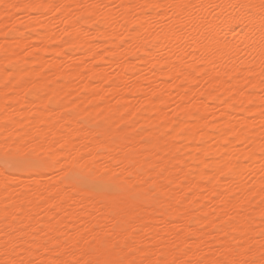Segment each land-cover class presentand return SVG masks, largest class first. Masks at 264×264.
I'll list each match as a JSON object with an SVG mask.
<instances>
[{"label": "bare ground", "instance_id": "bare-ground-1", "mask_svg": "<svg viewBox=\"0 0 264 264\" xmlns=\"http://www.w3.org/2000/svg\"><path fill=\"white\" fill-rule=\"evenodd\" d=\"M260 3L2 0L0 264H264Z\"/></svg>", "mask_w": 264, "mask_h": 264}, {"label": "rangeland", "instance_id": "rangeland-1", "mask_svg": "<svg viewBox=\"0 0 264 264\" xmlns=\"http://www.w3.org/2000/svg\"><path fill=\"white\" fill-rule=\"evenodd\" d=\"M21 157V160H14L9 157H4L3 155H0V163L8 174L19 173L21 171H24L25 168L32 163L27 153L21 154Z\"/></svg>", "mask_w": 264, "mask_h": 264}, {"label": "snow or ice", "instance_id": "snow-or-ice-1", "mask_svg": "<svg viewBox=\"0 0 264 264\" xmlns=\"http://www.w3.org/2000/svg\"><path fill=\"white\" fill-rule=\"evenodd\" d=\"M0 3H2V0H0ZM2 7L5 9V14L7 15V10L9 8H19V5H9V4H2ZM52 9H56L59 6L58 5H51L50 6ZM152 7H160V5H152ZM171 7V6H168ZM259 9L261 12L262 18H264V0H261V3L259 5ZM23 264V262H21ZM77 264H81V262H77ZM83 264H120V262H115V261H92V260H85L83 261ZM221 264H228L227 261L221 262ZM231 264H250L249 261H232ZM251 264H255V262H251Z\"/></svg>", "mask_w": 264, "mask_h": 264}]
</instances>
